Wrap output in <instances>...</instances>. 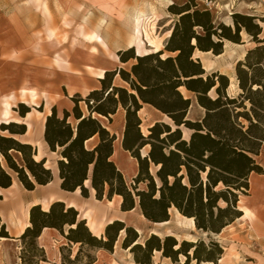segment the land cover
Here are the masks:
<instances>
[{"label": "trees", "instance_id": "trees-1", "mask_svg": "<svg viewBox=\"0 0 264 264\" xmlns=\"http://www.w3.org/2000/svg\"><path fill=\"white\" fill-rule=\"evenodd\" d=\"M168 11L178 19L162 50L136 55L134 48L129 47L117 52L121 62L134 60L128 70L116 71L129 89L112 85L115 72L105 71L99 79V89L91 90L85 97L78 94L71 97L74 105L70 111L64 109L59 117L55 106L51 107L43 137L51 151L58 150L56 164L61 189L80 188L81 195L88 197L85 182L89 181L98 200L120 196L122 211L132 210L137 203L146 219L160 223L169 220L168 209L173 206L181 215L192 217L197 229L218 233L242 215L237 202L239 193L248 194L250 174L264 173V167L255 159L264 144V37H259L261 26L257 21L264 18L234 12L230 26L216 22L209 9L189 2L171 3ZM195 27L201 31L197 32ZM242 28L251 36L254 46L235 64L240 92L230 96L226 93L228 76L218 71L206 73L193 55L200 50L220 54L224 40L242 43ZM212 90L214 96L209 93ZM186 92L193 94L204 109L200 119L187 116L191 98ZM80 102H84L86 114ZM143 103L167 115L170 122H154L144 135L137 114ZM119 106L125 111L121 145L137 160L133 186L128 185L111 159L115 135L93 116L96 113L111 122V115ZM14 110L24 117L30 107L20 102ZM183 128L189 131L187 139L182 136ZM26 129L23 122L0 123V188L12 184V173L27 190L45 185L53 178L51 169L44 165L45 158L35 160L36 147L18 139ZM93 136L95 143L87 146L86 141ZM147 144L149 149L141 156L140 149ZM150 164L156 167V176L150 173ZM139 182H147V188L137 189ZM219 201L225 204L219 205ZM28 211L29 224L17 239L29 238L30 244L41 252L29 264H38L44 258L37 238L45 227L57 229L69 243L108 251L113 250L123 230L121 246L129 248L137 264H153L154 253L170 259V264L179 263V255L184 257L179 264L216 263L222 253V247L213 239L208 243L179 242L172 235L160 237L151 233L143 243H134L138 239L137 231L118 219L108 223L104 235L98 237L78 217V211L62 201H53L47 210L36 204ZM65 224L69 226L66 232ZM0 237L11 238L1 219ZM21 259L22 264H27L24 257ZM67 259L71 263L79 261L78 252ZM94 259L84 264H91Z\"/></svg>", "mask_w": 264, "mask_h": 264}, {"label": "crops", "instance_id": "crops-1", "mask_svg": "<svg viewBox=\"0 0 264 264\" xmlns=\"http://www.w3.org/2000/svg\"><path fill=\"white\" fill-rule=\"evenodd\" d=\"M246 1L248 0H237V2L236 0L235 2L230 0V3L233 2L237 7L240 6L246 11H253L251 13L243 12L244 14L264 18V12L260 15V13H257L259 12L256 9L257 7H254L258 3L264 7V0H260V2L259 0ZM242 2L246 7H243ZM171 3H175V0H0V123L10 121L25 123L27 129L23 135L33 133V137L24 142L31 143L37 148L38 153L34 155L35 160H40L44 157L45 167L50 168L53 174L50 182L45 185H36L32 190L25 189L21 182L15 178L12 179V184L9 187L0 188L2 196L0 199V219L11 236V238L0 237V244L4 245L5 242H8L7 240H10L11 244H16L17 237L29 224L28 209L36 204H39L43 210H47L53 201H62L65 206H73L78 211V217L84 219L88 227V217H97L96 215L93 216L90 210H88L89 214H85L86 201L91 196L95 198L93 188L86 185V182L89 181L85 182L86 187L89 188V198L81 195L80 188H76L74 191H66L60 188L56 161L51 164L45 155V149H48L52 154H58V150L54 152L48 148L43 137L46 116L51 113L52 106H55L57 115L59 117L62 116L64 109L70 111L74 105L71 97L76 94L85 97L91 90L99 89L101 86L99 79L103 77L105 71L115 72L112 78V85L125 87L115 83L116 78L120 77L116 71L120 68L126 69L125 65L130 67L134 60L130 59L127 62H121L112 58L111 55L129 47L135 48L136 55L159 50L158 48H147V45L153 43V41H150L148 37H142V34L140 36L138 23L149 16V19L152 20L160 19L158 31L162 26L166 27L167 22L171 21L168 18L176 15L168 11V6ZM251 3L255 5H250ZM224 18L229 20L224 21L222 18L219 20L229 25V21H232L231 16H225ZM257 21L261 20L257 19ZM262 22L259 23L261 26L259 37H264V20ZM62 24L66 28L65 32H61L63 30L59 28ZM79 26H83L85 31L92 30L89 37H103L109 50L104 52L97 43L79 38L80 36L77 34ZM231 26H233V23ZM49 29L51 31L50 35ZM242 31L244 30L240 31L242 43H234L228 40V44H225L224 41L226 40H224L223 51L220 54L215 55L211 51L200 50L201 53L217 62L211 71H206L202 66L206 73L213 71L222 73V63L219 59L222 56H226L229 50L232 49L238 52L243 49L246 51L254 46L251 36L245 31L250 40L242 38ZM169 34L170 32L168 31L163 37H168ZM153 35L158 37L152 31L149 32V37H153ZM39 37L45 38L42 40ZM55 37H66V39L57 42ZM193 57L198 58L202 64L200 55H193ZM235 60L242 59L237 57ZM20 102L30 106V111L24 117L15 116L16 110L14 108ZM41 106L43 110L37 109ZM146 106L152 108L160 115V117L153 118L146 124L147 129L154 122L163 121L164 115L153 106L143 103L137 112L141 120L140 130L142 133L141 125L145 118L140 113L144 112V110L146 111ZM120 108L123 113L120 115L119 124L116 125L114 118L119 113ZM124 115V109L119 106L116 112L111 115V122L105 116H99L98 118L115 135L111 159L126 180L120 159L128 156L134 161L135 167L132 177L137 173V160L127 150H124L121 145ZM100 117L105 119L106 123ZM143 134L146 135L147 133ZM90 141H93L91 144L93 145L96 137L93 136L86 143L88 144ZM143 148L140 149L141 156H143L141 152ZM148 149L149 146L147 151ZM252 177L262 182L264 181V173H252L249 180L248 192L253 190V196L261 197V204L258 205V203L252 202L253 204H250L246 209L239 207L242 215L236 220H242L250 216L247 220L251 222V225L260 226L261 232H264V222L260 221V218L255 215V212L258 211L264 213V207H262L264 205V190L257 189ZM96 200L99 202L103 201V199ZM121 200L118 195L112 196L109 200L106 199L108 203L113 202L114 205L113 209L106 205L108 215L112 216V218L104 222V226L115 219L121 220L118 217L119 214L127 216L132 212L131 210L122 211L120 209ZM17 204L23 205V224L14 218L15 215L12 212L11 207ZM136 205L134 210L137 208ZM9 220L13 227L8 225ZM124 222L126 224V221ZM131 226L135 227L134 225ZM226 226L220 232L215 233V235L221 234L226 229ZM103 227L97 228L95 226L96 231L100 230V233ZM230 227L231 224L227 228ZM91 232L93 233L92 230ZM93 234L99 237L96 233ZM58 235L64 238L55 228L45 227L42 229L41 234L37 238V244L43 249L44 258L39 260L38 264H61L62 249H64L65 245L68 248L70 246L67 242H59L57 246L54 245L52 241ZM119 236H121L120 233ZM117 241L118 238L115 243ZM217 242L219 243V241ZM71 244L74 245L72 242ZM220 246L222 247V253L216 264H221V261H225L229 255V248L222 244ZM97 249L98 251H106L103 248ZM109 252L111 253V251ZM96 261L97 258L91 264H95Z\"/></svg>", "mask_w": 264, "mask_h": 264}, {"label": "rangeland", "instance_id": "rangeland-1", "mask_svg": "<svg viewBox=\"0 0 264 264\" xmlns=\"http://www.w3.org/2000/svg\"><path fill=\"white\" fill-rule=\"evenodd\" d=\"M186 2H189L191 4H195L198 8H204V4L202 3L201 0H175V3H177V4H183ZM213 2H214V4H213L214 6H212V8L209 10L212 13L213 18L216 22H219L220 18H222L224 21H228L229 19L226 20L224 18L225 16H231V18H232V15H230L229 12H232V13H234V12H238V13H243V12L251 13V12H253L252 10L246 11L244 8H241L240 6L237 7L235 4H233V2L230 3V0H213ZM234 2H235V0H234ZM236 2H237V0H236ZM246 2H249V0ZM259 2H260V0H259ZM226 4L228 6H224ZM242 5H244L243 7H246V5L243 2H242ZM250 5H255V4L251 3ZM254 7H257L256 9H258L257 11H259L257 13H260V15H262V12H264V7L260 3H258ZM168 19H171V21L167 22L168 24L166 27L162 26L159 31H158V28H159L158 23H159L160 19L159 20H152V19H149V16H148L144 20L139 21L138 33L140 34V36L142 34V37H148L150 41H153V43L147 45L148 49L150 47H152L153 49L158 48L159 50L163 49L164 41L169 37V36L168 37H163V36L168 31L171 33L172 27H173L175 21L178 19V16L175 15V16H172V18L169 17ZM259 23H263V22L259 21ZM59 28H62L63 31H61V32L66 31L64 24H62L61 27H59ZM195 30L197 32L201 31L198 27H195ZM242 30H244V29L242 28ZM151 31L158 37H154V35H153V37H149V32H151ZM244 31H242L243 32L242 38L250 40V37H248L247 34L245 33L246 31L245 32ZM50 32L51 31L49 29V35H50ZM91 32H92V30L85 31L83 26H79L77 34L80 36L79 38H81L82 40L89 41V42H95L103 49L104 52L108 51L109 48H108L106 42L104 41L103 37H89ZM39 38L44 40L45 37H39ZM49 38H51V37H49ZM55 39L57 42H59L63 39H66V37H55ZM225 43L228 44L227 42H225ZM231 50L228 51L226 56H222L219 59V61H221V63H222L221 72L225 73L228 77L231 74H233L234 78L236 79V74H235L236 60H235V58L239 57V55H241V53L244 50L241 49L238 52L234 51V50L231 51ZM148 53H152V52H148ZM172 55H174V53ZM196 55L201 56L202 65L206 71H211L212 69H214V67L217 63L215 60L211 59L209 56L201 53L200 51H196L195 56ZM111 56H112V58L119 60V57L117 54L113 53ZM215 57H217V56H215ZM124 67L127 70L129 69V65H125ZM103 76H104V73H103ZM115 83L123 85L129 89L128 84L125 81H123L120 77L116 78ZM238 92H240V90H239L237 84H236V87L232 91L226 89V93H228L229 95L236 96L238 94ZM209 93L211 96L215 95L214 90L210 91ZM186 96H189L191 98V107H190V110H189L187 116L192 120L200 119L204 113V109L201 108L196 103V100H195V97L193 94L186 92ZM246 104L248 107L249 103L246 102ZM17 106H18V103L15 106V108H17ZM79 106H80L81 110L83 111V113L87 112L84 102H80ZM37 109L43 110V107L41 106V107H38ZM121 113H123V111L120 108L119 113L114 118L116 125L119 124V122H120ZM18 115L19 114L16 111L15 116H18ZM140 115L143 118H145L142 122V125H141V129H142L143 133L148 132L146 124H148L153 118L160 117L158 112L154 111L152 108H149L147 106H146V111L144 110V112H141ZM95 116L99 117L98 115H95ZM101 119L103 120V122L106 123L105 119H103V118H101ZM71 120H72V118H71ZM163 121L170 122L167 115H163ZM5 134H7V132H5ZM188 135H189V131L187 129L183 128L182 136L187 139ZM32 137H33V133H28L26 135L19 136L18 139H20L21 141H25V140H30ZM92 143H93V141L88 142L87 146L91 145ZM148 146H149L148 144L145 145L141 152H145V154H146ZM13 155L17 157L18 154L13 153ZM45 155H46V159H48L51 164L54 161H56L57 158L59 157V154H52L48 151V149H45ZM255 159L258 163H260L264 167V144H263L262 148L260 149L259 155H257L255 157ZM120 160H121V168L124 170V174H125L126 181H127L128 185H132V186L135 185V182H133V177H132L133 170L135 167L134 161L131 160L128 156H124ZM2 164L6 168V165H5V162L3 159H2ZM149 169H150V173H152L154 176H156L155 175L156 167L153 164H150ZM12 176H13V178L17 179L15 173H12ZM249 180H250V176H249ZM156 181L154 180V183L157 187L159 184V180L156 179ZM252 181H254L256 183L257 189L264 190V181L259 182L258 179H253V177H252ZM146 183L147 182L136 183L137 189H146L147 188ZM86 185H89V182H86ZM248 191H249V189H248ZM248 191H247V193L249 195H246V196L242 193H239L240 194L238 197L239 200L237 202L238 207H243L244 209H246V207H248L250 204H253L252 202H254L255 204L258 203V205L261 204V197L253 196V190L250 192H248ZM89 197H90V194H89L88 198ZM218 203H219V205H222V206L225 204L223 201H219ZM86 204L87 205H86L85 214H89L88 210H90V211H92L91 214H93V216L94 215L97 216V217H92V216L88 217L89 227L93 231V233H96L97 235H99V237H102L104 235V229L106 226V225L104 226V222H106L107 220L112 218V216L108 215V211L106 210V205L113 209L114 204H113V202L108 203L106 201V198H104L102 202H99L93 196H91V198H89L86 201ZM136 206H137L136 210H134L135 209V207H134L131 210L132 212L130 214H128L127 216H125V214H119L118 217L122 221H126L127 225H134L135 227L141 229V231H142L141 234H139L137 232L138 239L141 242H144V240L148 237V235H150V232H155V234L157 232L158 233L157 235L160 237H163L164 235H172L179 242L181 240H187V241H192V242L197 241V240H203L205 243H208L211 239H213L215 241H219L220 244L229 248L228 249L229 255L227 256V253H226L227 259L225 261L222 260L221 264H264V232H261L260 226L251 225V222L249 220H247L248 217H250V216H247V218H243L242 220H236L235 219L233 221V223H230L231 224L230 228H227L228 226H226V229H224L221 234L215 235V233H213V232L206 233L200 229L192 227L191 222L188 219L183 218L182 217L183 215H181L179 212H176L177 210L173 206H171L170 209H168L169 220L166 221V223H159V222L153 223L150 220L146 219L144 216L142 217L141 215H143V214L141 213L138 204ZM262 207H264V205ZM11 208H12V212L15 215L14 218L21 221V223L23 224L24 223L23 213H22L23 205L17 204ZM263 214H264L263 212H259V211L255 212V215L260 218V221L264 222ZM8 225L10 227H13L10 220H9ZM95 226L97 228L104 226L103 229H101V233H100V230L96 231ZM68 228H69V226L67 224H65L63 226V229L65 232L68 231ZM120 235L121 236L118 237L117 243H114L113 250L111 251V253L108 250H106V251L99 250L98 251V249L96 247H91L87 244L79 245V243H77V244L74 243V245H73V244L69 243L68 240L63 235L62 236L65 239L58 235L52 241V243H54V245L57 246L59 242H61V243L67 242V244L70 246V248H68V246L65 245L64 249H62V253H63V257H64V259H62V264H84L88 261H91L93 258H97V261L95 264H132V262L136 263L134 261V258H133V253H131L130 250L125 251L124 250L125 248H123L121 246V241L124 237V233L120 234ZM7 241L8 242H5L4 245L0 244V264H22L21 258H23V257H24L25 261L27 262V264H29L30 261L35 262L36 259L39 258L40 254H41V252L39 250L35 249L32 246V244H30L29 238H26L24 241L18 239L15 245L11 244L10 240H7ZM78 249H79V251H78ZM77 252H78V260L79 261H74L72 263L69 262L67 259L68 256H70V258L72 259ZM70 254L73 256H71ZM183 260H184V257L182 255H179V261L178 262L181 263ZM160 262H166L167 264H170L171 261L168 258H161L160 253H154V255L152 257V263L153 264H159ZM179 263H177V264H179Z\"/></svg>", "mask_w": 264, "mask_h": 264}, {"label": "bare ground", "instance_id": "bare-ground-1", "mask_svg": "<svg viewBox=\"0 0 264 264\" xmlns=\"http://www.w3.org/2000/svg\"><path fill=\"white\" fill-rule=\"evenodd\" d=\"M227 6V5H226ZM219 7V6H218ZM222 8V7H221ZM154 12V11H153ZM232 12H229V14H231ZM233 22L232 21H229V24L231 25ZM242 34H243V32H242ZM193 42H194V40H193ZM225 42H227L228 43V41H224V43ZM226 44V43H225ZM232 51V50H231ZM245 53H246V51L244 50L242 53H241V55H239V57L238 58H241V59H243L244 58V55H245ZM232 54V53H231ZM164 57V56H163ZM206 60V59H205ZM235 61V60H234ZM237 61H239V60H236V62ZM215 63V62H214ZM234 64V63H233ZM206 65V64H205ZM207 66V65H206ZM213 66V65H212ZM234 73V72H233ZM236 84H237V80L234 78V75L233 74H231L230 76H229V86H228V90H230V91H232L235 87H236ZM186 97V96H185ZM93 115L95 116V115H98V116H101V115H99V114H96V113H93ZM145 154V153H144ZM28 208V207H27ZM239 208V207H238ZM29 210V209H28ZM29 212V211H28ZM176 212H178V211H176ZM175 212V213H176ZM142 217H143V215H141ZM183 218H186V219H188L190 222H191V226L192 227H194V228H196L195 227V224H194V220H193V218L192 217H185V216H182ZM238 219V218H237ZM178 220V219H177ZM154 223V222H153ZM160 223H166V221H164V222H160ZM179 224V223H178ZM168 225V224H167ZM230 225V224H229ZM229 225H227V226H229ZM135 230L139 233V234H141L142 233V231H141V229L140 228H137V227H135ZM168 230V229H167ZM98 231V230H97ZM171 231V230H170ZM124 233V231L123 230H121L120 231V234H123ZM151 233H155V232H150V234ZM156 234H158L157 232H156ZM137 242H140V243H143V242H141V241H139V239H137L134 243H137ZM178 245V244H177ZM125 251H128L129 250V248H127V249H124ZM132 264H136V263H134V262H132ZM201 264H215V263H213V262H201Z\"/></svg>", "mask_w": 264, "mask_h": 264}, {"label": "built area", "instance_id": "built-area-1", "mask_svg": "<svg viewBox=\"0 0 264 264\" xmlns=\"http://www.w3.org/2000/svg\"><path fill=\"white\" fill-rule=\"evenodd\" d=\"M201 1L204 4V8L211 9L212 6H214L213 0H201Z\"/></svg>", "mask_w": 264, "mask_h": 264}, {"label": "water", "instance_id": "water-1", "mask_svg": "<svg viewBox=\"0 0 264 264\" xmlns=\"http://www.w3.org/2000/svg\"><path fill=\"white\" fill-rule=\"evenodd\" d=\"M38 153V150H37V148H35V155Z\"/></svg>", "mask_w": 264, "mask_h": 264}]
</instances>
